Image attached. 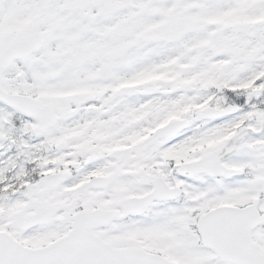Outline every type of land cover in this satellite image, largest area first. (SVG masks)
Returning a JSON list of instances; mask_svg holds the SVG:
<instances>
[{"label":"snow or ice","instance_id":"obj_1","mask_svg":"<svg viewBox=\"0 0 264 264\" xmlns=\"http://www.w3.org/2000/svg\"><path fill=\"white\" fill-rule=\"evenodd\" d=\"M0 264H264V0H0Z\"/></svg>","mask_w":264,"mask_h":264}]
</instances>
